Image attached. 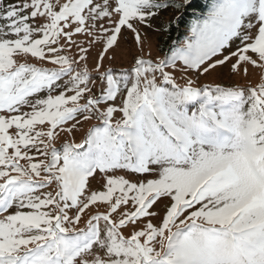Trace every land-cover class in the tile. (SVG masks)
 <instances>
[{"label":"snow or ice","instance_id":"6c2138e0","mask_svg":"<svg viewBox=\"0 0 264 264\" xmlns=\"http://www.w3.org/2000/svg\"><path fill=\"white\" fill-rule=\"evenodd\" d=\"M0 264H264V0H0Z\"/></svg>","mask_w":264,"mask_h":264},{"label":"rangeland","instance_id":"374dc122","mask_svg":"<svg viewBox=\"0 0 264 264\" xmlns=\"http://www.w3.org/2000/svg\"><path fill=\"white\" fill-rule=\"evenodd\" d=\"M11 2H13V0H3V5L7 6V4H9ZM161 35L162 34L155 33V32L150 33V40H151V45H152L151 46V51H152L153 57H155L156 55H163L159 51V47H158L159 44H160ZM122 48H124L125 51L120 53L119 50H118L117 58L114 61H112V62L105 61V67L111 66L115 71H119L121 68L127 67L131 63V58H130V55L128 54L127 50L132 49V54L133 55L136 54L135 50L133 48V45H132L131 38L128 39L127 44H124L122 42ZM147 50L148 49L146 48V52H147ZM92 55H95V50H93ZM45 66L51 67V65H45ZM207 79L209 81H212V80H216V77H215V75H213V76L208 77ZM251 79L255 80V77H251ZM216 82H221V81L220 80H216ZM223 82L228 83L229 79L225 78L223 80ZM77 138H79V136ZM93 187L94 188H99V183L97 181H93Z\"/></svg>","mask_w":264,"mask_h":264},{"label":"trees","instance_id":"16d2710c","mask_svg":"<svg viewBox=\"0 0 264 264\" xmlns=\"http://www.w3.org/2000/svg\"><path fill=\"white\" fill-rule=\"evenodd\" d=\"M194 3L198 5H202L204 0H193ZM184 25L181 24L179 30H177L176 26H172V30L168 34H162L160 37L159 51L163 54L164 51L167 50L168 45L171 43V39H181L183 35Z\"/></svg>","mask_w":264,"mask_h":264}]
</instances>
